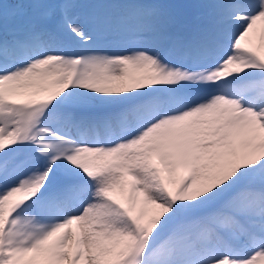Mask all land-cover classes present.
I'll return each mask as SVG.
<instances>
[{
  "label": "snow or ice",
  "instance_id": "1",
  "mask_svg": "<svg viewBox=\"0 0 264 264\" xmlns=\"http://www.w3.org/2000/svg\"><path fill=\"white\" fill-rule=\"evenodd\" d=\"M0 264H264V0H0Z\"/></svg>",
  "mask_w": 264,
  "mask_h": 264
},
{
  "label": "rangeland",
  "instance_id": "2",
  "mask_svg": "<svg viewBox=\"0 0 264 264\" xmlns=\"http://www.w3.org/2000/svg\"><path fill=\"white\" fill-rule=\"evenodd\" d=\"M8 2H12L11 0H8ZM255 41V40H254ZM254 43H256V41L254 42Z\"/></svg>",
  "mask_w": 264,
  "mask_h": 264
},
{
  "label": "bare ground",
  "instance_id": "3",
  "mask_svg": "<svg viewBox=\"0 0 264 264\" xmlns=\"http://www.w3.org/2000/svg\"><path fill=\"white\" fill-rule=\"evenodd\" d=\"M255 42V41H254Z\"/></svg>",
  "mask_w": 264,
  "mask_h": 264
}]
</instances>
